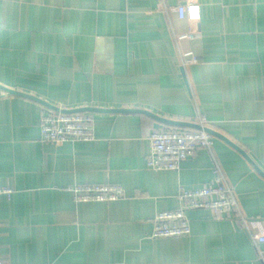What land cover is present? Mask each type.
<instances>
[{
	"label": "crops",
	"instance_id": "crops-1",
	"mask_svg": "<svg viewBox=\"0 0 264 264\" xmlns=\"http://www.w3.org/2000/svg\"><path fill=\"white\" fill-rule=\"evenodd\" d=\"M200 5V33L176 7ZM189 55L194 63L183 65ZM0 84L59 108H139L213 136L178 170L147 166L155 120L87 111L94 139L46 142L40 103L0 90V264H264V0H0ZM162 128H172L164 125ZM253 163V164H252ZM219 166L244 224L186 212L187 236L153 238L181 188ZM118 184L114 201L76 202L68 187Z\"/></svg>",
	"mask_w": 264,
	"mask_h": 264
},
{
	"label": "built area",
	"instance_id": "built-area-1",
	"mask_svg": "<svg viewBox=\"0 0 264 264\" xmlns=\"http://www.w3.org/2000/svg\"><path fill=\"white\" fill-rule=\"evenodd\" d=\"M180 19L189 22L185 37L199 36L201 19L200 5L194 1L180 3L176 7ZM197 57L189 55L183 59V65L194 63ZM206 126L204 118L197 121ZM40 136L43 141L55 144L67 141H91L94 139L91 115L87 112L62 113L47 108L40 118ZM150 153L147 166L154 170H178L185 160L192 157L199 148L210 150L213 146V135L200 129L162 128L155 129L150 136ZM213 179L207 185L186 189L181 188L178 194L180 206L174 210L160 211L153 219V238L187 236L191 232L190 221L186 212L192 209H205L212 212L216 219L233 218L246 224L248 219L240 210L233 187L228 183L219 166L212 168ZM76 202L114 201L124 195L118 184H77L68 187ZM13 189L0 186V195L9 197ZM259 255L264 261V232L250 233Z\"/></svg>",
	"mask_w": 264,
	"mask_h": 264
},
{
	"label": "water",
	"instance_id": "water-1",
	"mask_svg": "<svg viewBox=\"0 0 264 264\" xmlns=\"http://www.w3.org/2000/svg\"><path fill=\"white\" fill-rule=\"evenodd\" d=\"M0 90H2L4 93L7 94H15V95H19V96H23L29 99H32L38 103H40L41 105H43L45 108L49 109V110H53V111H60L62 113H78V112H87V111H99V112H136V113H143L146 114L148 116H150L151 118H153L155 120V129H162V127L164 125L167 126H171V127H177L179 129H185V128H190V129H202L206 132H208L209 134L220 138L222 140H224L226 143H228L230 146H232L233 148H235L237 151H239L240 153H242L248 160L249 158L247 157V155L242 151L241 148H239L235 143H233L231 140H229L228 138H226L224 135H222L221 133L215 131L214 129L207 127V126H201L198 123L195 122H191V121H182V120H173V119H168L165 117H161L156 115L155 113H152L150 111H147L145 109H139V108H95V107H79V108H73V109H67V108H59L43 99H40L38 97L32 96L28 93L22 92V91H18L15 89H11L8 88L4 85L0 84ZM253 164V163H252ZM253 166L255 167V169L264 177V172H262L261 170L258 169V167H256V165L253 164Z\"/></svg>",
	"mask_w": 264,
	"mask_h": 264
},
{
	"label": "trees",
	"instance_id": "trees-1",
	"mask_svg": "<svg viewBox=\"0 0 264 264\" xmlns=\"http://www.w3.org/2000/svg\"><path fill=\"white\" fill-rule=\"evenodd\" d=\"M172 128H176L177 129V127H172Z\"/></svg>",
	"mask_w": 264,
	"mask_h": 264
}]
</instances>
